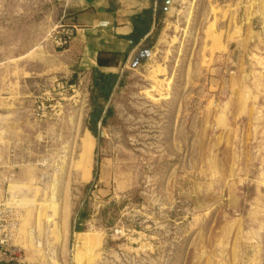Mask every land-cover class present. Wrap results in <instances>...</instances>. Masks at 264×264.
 <instances>
[{
    "label": "rangeland",
    "instance_id": "rangeland-1",
    "mask_svg": "<svg viewBox=\"0 0 264 264\" xmlns=\"http://www.w3.org/2000/svg\"><path fill=\"white\" fill-rule=\"evenodd\" d=\"M164 6L99 88L78 0H0V263L264 264V0Z\"/></svg>",
    "mask_w": 264,
    "mask_h": 264
},
{
    "label": "crops",
    "instance_id": "crops-1",
    "mask_svg": "<svg viewBox=\"0 0 264 264\" xmlns=\"http://www.w3.org/2000/svg\"><path fill=\"white\" fill-rule=\"evenodd\" d=\"M160 0H78L75 35L69 51L104 74H117L137 53L150 33ZM99 54L110 57L109 66H99ZM113 55V56H111Z\"/></svg>",
    "mask_w": 264,
    "mask_h": 264
},
{
    "label": "trees",
    "instance_id": "trees-1",
    "mask_svg": "<svg viewBox=\"0 0 264 264\" xmlns=\"http://www.w3.org/2000/svg\"><path fill=\"white\" fill-rule=\"evenodd\" d=\"M113 56V55H111ZM97 63L99 66H109L113 62L111 61L110 57L104 54H99ZM111 79H115V74L109 73L108 75H105L103 73L100 74L99 79H95L94 84L96 87L104 88L106 84L110 83ZM94 115V113H93Z\"/></svg>",
    "mask_w": 264,
    "mask_h": 264
},
{
    "label": "built area",
    "instance_id": "built-area-1",
    "mask_svg": "<svg viewBox=\"0 0 264 264\" xmlns=\"http://www.w3.org/2000/svg\"><path fill=\"white\" fill-rule=\"evenodd\" d=\"M154 14L156 15V12L158 10V2H155L154 4ZM63 36H61L59 39H58V46L60 47H68L69 44L71 43V41L73 40V35H74V31L73 30H63ZM3 243V241H2ZM0 264H10V263H0Z\"/></svg>",
    "mask_w": 264,
    "mask_h": 264
},
{
    "label": "water",
    "instance_id": "water-1",
    "mask_svg": "<svg viewBox=\"0 0 264 264\" xmlns=\"http://www.w3.org/2000/svg\"><path fill=\"white\" fill-rule=\"evenodd\" d=\"M173 0H164L165 6L162 8L163 12H167L169 10V6ZM150 50H145L143 53H139V55L136 57L135 62L133 63V66H136L140 62V56L145 55V60L147 61L150 58Z\"/></svg>",
    "mask_w": 264,
    "mask_h": 264
}]
</instances>
